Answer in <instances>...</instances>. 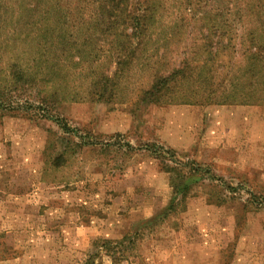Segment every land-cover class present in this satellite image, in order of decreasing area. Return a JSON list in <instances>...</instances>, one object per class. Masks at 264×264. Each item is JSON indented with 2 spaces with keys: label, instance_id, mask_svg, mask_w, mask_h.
Instances as JSON below:
<instances>
[{
  "label": "rangeland",
  "instance_id": "1",
  "mask_svg": "<svg viewBox=\"0 0 264 264\" xmlns=\"http://www.w3.org/2000/svg\"><path fill=\"white\" fill-rule=\"evenodd\" d=\"M79 1L0 0V264H264V104L222 103L264 0H128L127 49Z\"/></svg>",
  "mask_w": 264,
  "mask_h": 264
},
{
  "label": "trees",
  "instance_id": "2",
  "mask_svg": "<svg viewBox=\"0 0 264 264\" xmlns=\"http://www.w3.org/2000/svg\"><path fill=\"white\" fill-rule=\"evenodd\" d=\"M96 1V0H95ZM240 1V0H239ZM258 4L253 7L257 10L261 7V0ZM88 1L81 2L77 4V10H79L84 18L88 15L87 11L90 10L92 15L88 17L87 20H91L89 25L95 23L92 22L93 19L96 23L93 25L95 29L101 25L106 26V30L114 29L115 26H121L118 29L120 33L117 36V41L119 43H124L128 45L129 48L134 42L133 37L128 33V29L131 28L132 31L135 29L139 33L138 38H142L146 32V18L148 16L147 12L151 9V3L148 2L146 7L143 8L142 5L136 3L131 6L128 0H97L95 6L91 5V2L87 4ZM145 12V13H144ZM94 13V15H93ZM134 23H131V22ZM134 25V27H131ZM264 23H261L263 26ZM253 41V40H252ZM254 42V41H253ZM238 68L242 67V74L237 77L234 81V92L230 94H225L222 103L227 105H263L264 104V46L259 45L257 48L252 45L248 48L247 59L239 61ZM169 81L168 77L159 76L157 81L152 86L150 92L147 94L150 98L156 96L159 91L166 85ZM144 101V99H143ZM164 219L163 215H157V222Z\"/></svg>",
  "mask_w": 264,
  "mask_h": 264
}]
</instances>
